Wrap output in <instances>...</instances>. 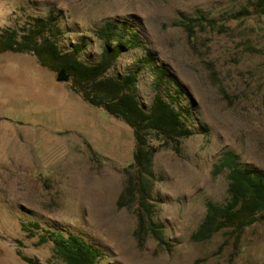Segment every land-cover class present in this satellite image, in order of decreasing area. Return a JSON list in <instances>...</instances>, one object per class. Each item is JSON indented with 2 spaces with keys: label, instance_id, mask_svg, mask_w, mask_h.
Listing matches in <instances>:
<instances>
[{
  "label": "rangeland",
  "instance_id": "rangeland-1",
  "mask_svg": "<svg viewBox=\"0 0 264 264\" xmlns=\"http://www.w3.org/2000/svg\"><path fill=\"white\" fill-rule=\"evenodd\" d=\"M255 1L0 0V32L54 11L60 47L80 45L90 63L105 44L99 27L114 23V42L124 46L109 73L137 71L146 108L161 78L160 91L194 129L179 152L166 146L154 155L155 217L175 247L161 249L151 236L140 246L134 208L117 203L133 128L88 103L35 54L0 51V264H66L51 231L82 236L101 264H264V219L237 244L230 228L191 238L208 201L229 197L228 169H216L224 152L264 172V12ZM245 6L254 12L233 17ZM202 14L217 26L189 35L182 19Z\"/></svg>",
  "mask_w": 264,
  "mask_h": 264
},
{
  "label": "trees",
  "instance_id": "trees-1",
  "mask_svg": "<svg viewBox=\"0 0 264 264\" xmlns=\"http://www.w3.org/2000/svg\"><path fill=\"white\" fill-rule=\"evenodd\" d=\"M254 7V10L264 12V0H256ZM252 12L245 6L235 11L233 17ZM57 21L58 14L52 11L47 16L35 17L22 28L6 27L0 32V51L30 52L53 71L66 69L74 91L88 103L102 106L133 128L135 150L133 159L124 166L125 185L117 203L134 208L137 215L134 235L140 246L151 236L161 249L172 250L175 243L168 238L163 222L155 217L154 184L157 176L154 155L166 146H172L179 152L182 139L193 134L194 129L187 123L182 110L160 91L161 78L157 80V90L146 108L136 92L137 71L118 76L109 73L124 46L122 41L114 42L117 25L108 22L99 27L98 35L105 44L98 60L90 63L79 56L80 45L69 51L60 47ZM218 21V18L202 14L187 16L181 24L192 35L195 26L209 24L216 27ZM218 26L220 30L227 28L223 23ZM225 168L228 169L229 197L223 202L208 201L203 219L191 233L193 240H205L222 229L230 228L237 244L247 225L264 219V172L242 166L237 153L231 150L224 152L216 164L217 170ZM48 238L54 241L55 253L66 264H101L98 250L78 234L66 236L51 231ZM27 259L31 264H44L32 257Z\"/></svg>",
  "mask_w": 264,
  "mask_h": 264
},
{
  "label": "water",
  "instance_id": "water-1",
  "mask_svg": "<svg viewBox=\"0 0 264 264\" xmlns=\"http://www.w3.org/2000/svg\"><path fill=\"white\" fill-rule=\"evenodd\" d=\"M57 78L59 80H69L70 74H69V72L66 71V69L62 68L58 71Z\"/></svg>",
  "mask_w": 264,
  "mask_h": 264
}]
</instances>
